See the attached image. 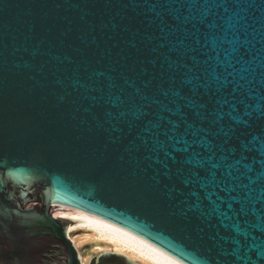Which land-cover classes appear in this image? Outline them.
Here are the masks:
<instances>
[{
    "label": "water",
    "instance_id": "obj_1",
    "mask_svg": "<svg viewBox=\"0 0 264 264\" xmlns=\"http://www.w3.org/2000/svg\"><path fill=\"white\" fill-rule=\"evenodd\" d=\"M84 221L264 264V0H0V264Z\"/></svg>",
    "mask_w": 264,
    "mask_h": 264
},
{
    "label": "bare ground",
    "instance_id": "obj_2",
    "mask_svg": "<svg viewBox=\"0 0 264 264\" xmlns=\"http://www.w3.org/2000/svg\"><path fill=\"white\" fill-rule=\"evenodd\" d=\"M76 228H84V231L89 233L84 236L86 242L95 241L110 247L104 250L123 253L142 264H182L145 242L109 226L88 222L78 223ZM67 232L75 245V240L70 235V228Z\"/></svg>",
    "mask_w": 264,
    "mask_h": 264
},
{
    "label": "rangeland",
    "instance_id": "obj_3",
    "mask_svg": "<svg viewBox=\"0 0 264 264\" xmlns=\"http://www.w3.org/2000/svg\"><path fill=\"white\" fill-rule=\"evenodd\" d=\"M78 223H88V222H73L70 223L68 228H70V235L75 240L76 248L81 256L82 263L85 264L88 262L92 255H97L99 252L103 251L104 249H108L110 247H106L97 243L95 241L86 242L84 240V236L89 234L88 232L84 231V228H76Z\"/></svg>",
    "mask_w": 264,
    "mask_h": 264
},
{
    "label": "flooded vegetation",
    "instance_id": "obj_4",
    "mask_svg": "<svg viewBox=\"0 0 264 264\" xmlns=\"http://www.w3.org/2000/svg\"><path fill=\"white\" fill-rule=\"evenodd\" d=\"M92 257H90V259H91ZM90 259L88 260V262L90 261ZM88 262H86L85 264H88Z\"/></svg>",
    "mask_w": 264,
    "mask_h": 264
}]
</instances>
